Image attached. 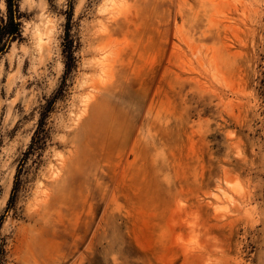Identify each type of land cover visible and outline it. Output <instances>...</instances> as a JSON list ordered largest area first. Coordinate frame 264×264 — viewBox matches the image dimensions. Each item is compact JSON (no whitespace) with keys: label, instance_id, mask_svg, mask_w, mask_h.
I'll return each instance as SVG.
<instances>
[{"label":"rangeland","instance_id":"rangeland-1","mask_svg":"<svg viewBox=\"0 0 264 264\" xmlns=\"http://www.w3.org/2000/svg\"><path fill=\"white\" fill-rule=\"evenodd\" d=\"M15 2L0 264H264V0Z\"/></svg>","mask_w":264,"mask_h":264},{"label":"trees","instance_id":"trees-1","mask_svg":"<svg viewBox=\"0 0 264 264\" xmlns=\"http://www.w3.org/2000/svg\"><path fill=\"white\" fill-rule=\"evenodd\" d=\"M16 2L15 0H7V6H8V20L5 22L4 25H0V52L4 51L6 49V44L9 42L10 38H12V41H15L20 35H21V24L18 22L19 18L16 17V9H15ZM68 32V31H67ZM66 49H70V47H67ZM70 55V60H71ZM72 67L71 61L66 63V72L69 73L70 69ZM2 220L0 219V226L2 224Z\"/></svg>","mask_w":264,"mask_h":264}]
</instances>
